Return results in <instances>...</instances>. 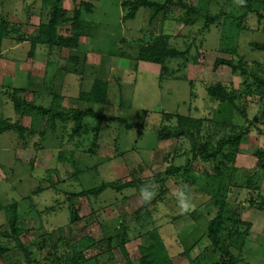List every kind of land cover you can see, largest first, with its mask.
<instances>
[{
    "label": "rangeland",
    "instance_id": "1",
    "mask_svg": "<svg viewBox=\"0 0 264 264\" xmlns=\"http://www.w3.org/2000/svg\"><path fill=\"white\" fill-rule=\"evenodd\" d=\"M53 1L0 0V20L19 30L2 39L1 49L22 40L26 49L46 45L31 40L48 21ZM122 1L61 0L67 18L58 33L71 34L75 8L84 30L77 48L54 50L49 63L33 68L47 77L38 82L34 104L50 107L59 93L64 109L91 106L130 127L86 116L81 134L71 136L72 120L57 119L51 130L47 115L35 110L32 129L18 122L23 133L13 127L0 132V232L10 233L14 204L17 211L16 237L0 234V246L7 248L0 251V264H63L64 257H57L62 247L80 246L86 247L82 264H141L142 253L158 248L170 264L219 263L220 252L205 232L222 200L242 207L229 248L235 264H264V168L254 156L264 148V86L252 75L264 79V16L255 12L264 13V0H170L157 13L141 7L128 20L122 19ZM159 37L160 47L181 53L161 63L142 57V49ZM62 69L66 77L54 79ZM13 77L0 74V127L18 118L12 97L32 98ZM95 79L107 84L104 103L79 98ZM217 83L229 100L208 95L206 88ZM179 114L201 119L197 142L214 143L249 121L253 126L240 138L233 161L221 155L205 161L186 137L162 136ZM169 167L176 170L167 172ZM128 181L136 185L95 197L78 194L103 182Z\"/></svg>",
    "mask_w": 264,
    "mask_h": 264
},
{
    "label": "trees",
    "instance_id": "2",
    "mask_svg": "<svg viewBox=\"0 0 264 264\" xmlns=\"http://www.w3.org/2000/svg\"><path fill=\"white\" fill-rule=\"evenodd\" d=\"M171 2L166 0L164 3H158L151 0H123L121 2V7L125 12L122 19L128 20L133 19L136 16V12L141 7H153L154 12L157 13L166 8V6ZM87 9H90L91 3L84 1L80 2ZM258 17H263L264 13L256 10L255 11ZM66 14L64 8L61 5V0H54L52 4V9L49 15L48 21L42 25L39 30V35L34 37L31 41L34 44L35 41L38 43L46 44L49 46H56L59 48H77L78 37L83 33L84 23L81 19V11L79 8H75L71 17V34L65 36L58 33V28L66 20ZM216 18L215 15H211L208 18V21L212 22ZM18 25L15 23H8L3 17L0 20V51H1V41L4 37L8 35H18ZM163 37H159L156 41L149 46L148 48L142 49V57H145L148 60H151L156 63H161L166 57H175L181 52L177 49L167 48L166 46L160 47L163 42ZM163 44V43H162ZM264 47V45H261ZM223 62L228 65H231L234 68V65L231 61L227 60H217L215 64ZM243 72H248L243 69ZM256 82L259 85L264 86V79L257 77L252 73ZM20 90V89H19ZM206 91L209 96L213 98H219L221 100H229L228 92L225 90L224 86L220 83L215 85H209L206 88ZM79 98L88 102L95 103H104L107 98V84L105 81L95 79L92 83V86L89 91L81 92ZM62 96L55 95L53 100V105L50 107H43L42 105H36L33 101H26L22 98L12 97L13 107L15 112L19 117L25 114H32L35 110L39 111L42 114L47 115L45 125L51 130L56 128V120L67 121L72 120L71 127V136L80 135L84 126L82 120L86 116L94 117L98 120H113L124 124L127 128L130 127V124L120 116L115 115H106L104 113H99L95 111L91 106L80 108H68L64 109L60 107V101ZM59 106V107H58ZM18 120L13 124V126L6 125L0 127V132L7 129H17L22 133L25 131L18 124ZM202 124L201 119L186 116V115H177V125L171 130L164 129L163 137H169L170 135L183 136L190 141L191 149L195 151L201 159L208 161L210 159L217 158L221 155L224 159L233 161L235 159V149L239 143V140L242 136L247 135L251 131V126L253 123L249 121L244 126H236V130L232 131L229 134L219 136L214 143L210 139L204 142H197L195 132L200 128ZM258 131H260L258 129ZM264 133V131H261ZM63 152L59 153V158H63ZM254 156L256 158V165L259 168H264V148H258ZM176 170L175 167H169L167 172H173ZM248 186L252 187L251 183L247 181ZM136 183L134 181H128L123 184H114L110 182H103L98 186L82 190L78 194L82 195H91L98 196L103 193L106 189H115L121 190L125 187H133ZM218 209L215 215L207 221L206 224V237L210 241V247L220 252V261L215 264H235L234 256L230 251V245L234 242V239L237 236V226L241 223V205H231L227 201L217 202ZM12 215H11V227L10 233L0 232L1 235L5 237H16V220H17V211L16 205H13ZM148 216V214H147ZM149 217V216H148ZM77 219L75 211L71 209V221ZM144 224V223H143ZM60 243L62 239L58 240ZM72 248V246H71ZM85 246H80L77 250L72 248L71 251H65L62 247V250L58 252L57 257H64L63 264H82L85 261L84 249ZM7 248L0 246V251H6ZM28 253V251H27ZM162 248L158 249H148V251L142 253L140 257L141 264H170L168 256L164 254Z\"/></svg>",
    "mask_w": 264,
    "mask_h": 264
},
{
    "label": "crops",
    "instance_id": "3",
    "mask_svg": "<svg viewBox=\"0 0 264 264\" xmlns=\"http://www.w3.org/2000/svg\"><path fill=\"white\" fill-rule=\"evenodd\" d=\"M35 15H31V18L29 19L30 22H33V18ZM4 38H10V35L4 37ZM3 38V39H4ZM28 41L26 40H22L19 42H16V44L11 45L10 47H3L0 51V74L1 72L7 71V72H11V73H15L16 77H13V80H15V82L19 83L18 86L19 89H23L22 92L25 93H29L31 94L30 99L26 98V97H21L22 99L26 100V101H33L34 102V97H36L37 95H40V91L41 89H36L39 86H42L45 83L46 80V71H44L43 75L40 77L36 76L33 73V68L35 69H41L43 63L47 64L49 63L48 58L50 57V55L52 54V51L56 50V51H61L64 50V47L59 48L56 46H49V45H42V46H35L33 49L29 47H27L26 49V44ZM32 42V41H31ZM24 49H20V47H23ZM66 49V48H65ZM20 52V54L15 52ZM22 50V51H21ZM14 52V53H13ZM16 53V57H14ZM11 54V55H10ZM40 54L42 56H40ZM52 64L55 65V63L53 62ZM13 70V72H12ZM61 71H63L61 74L58 75H53L54 79L55 77H57L56 79L62 78L64 79L65 76V69H62ZM67 72V71H66ZM10 74V73H8ZM22 75V79L19 80L18 76ZM37 79H41V81L37 80ZM53 79V78H52ZM51 86H53V80H51ZM38 82L42 83L39 84ZM56 86V84H55ZM57 95L62 96L61 101H63V96L62 94L57 93ZM65 98V97H64ZM60 101V104H61ZM53 105V104H52ZM51 105V106H52ZM59 107V106H58ZM61 108H64L60 105ZM36 115L35 113L32 114H25L21 117L18 116L17 120L20 122V124L22 126H29V129H32L33 127L31 126L33 123L31 122V120L36 119ZM39 120V117H38ZM36 124V122H35ZM27 131V130H26ZM44 129L39 130L38 132H36V134H38L41 138V135L44 134ZM35 133V132H34Z\"/></svg>",
    "mask_w": 264,
    "mask_h": 264
}]
</instances>
